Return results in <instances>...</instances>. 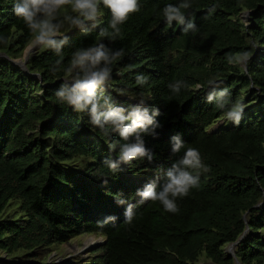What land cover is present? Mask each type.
Wrapping results in <instances>:
<instances>
[{
  "label": "trees",
  "instance_id": "16d2710c",
  "mask_svg": "<svg viewBox=\"0 0 264 264\" xmlns=\"http://www.w3.org/2000/svg\"><path fill=\"white\" fill-rule=\"evenodd\" d=\"M14 3L0 0V215L11 207L22 216L0 218V264H44L55 244L82 234L106 238L87 264H237L225 248L247 227L236 258L264 264V0H139L115 28L101 5L98 25L85 21L37 51L27 71L12 60L35 34ZM166 5L182 18L169 24ZM101 45L107 62L77 63L78 50L95 55ZM105 68L97 114L124 117L119 126L65 103L78 80ZM130 99L147 119L125 139ZM237 102L239 124L210 131ZM141 143L143 156L120 159L125 144ZM187 148L208 170H192L199 186L167 212L139 193L162 191Z\"/></svg>",
  "mask_w": 264,
  "mask_h": 264
},
{
  "label": "clouds",
  "instance_id": "9594fccd",
  "mask_svg": "<svg viewBox=\"0 0 264 264\" xmlns=\"http://www.w3.org/2000/svg\"><path fill=\"white\" fill-rule=\"evenodd\" d=\"M101 5L110 11L111 20L109 24L113 28H115L117 24L125 23L130 14L140 10L139 0H15L13 12L17 17L22 18L30 32L35 34L34 40L45 46L55 47L57 42L51 39V37L58 34L56 26L51 23V21L56 18L54 15L55 13L64 9L66 6H71L72 12L77 14L72 20V26H82L85 21H93L98 25L100 21L97 20V17H102L103 15ZM40 14H43V18H40ZM163 16L169 24L173 19L182 18L180 8L172 5H166L164 7ZM117 31L119 32L120 30L117 29ZM103 35L104 30H101L100 36ZM61 43H63V41H61ZM102 49L103 45L95 49V55H90V51L87 50H78L76 54L78 56L77 63L83 65L86 61H90L91 65L95 67L99 65L101 61L107 62L108 56ZM122 54L123 50L117 53L116 56L113 57V60L120 57ZM111 71L112 69L105 68L86 74L84 78L76 82L72 89V94L67 97L65 103L77 112H83L85 109H89L93 116V122L96 124L100 123L101 115H103L105 123L111 122L117 126L123 124L125 118L118 116L114 112H109L106 115L102 113L97 114L99 105L96 101V91L97 88L105 83ZM138 82L143 81L138 79ZM63 95V92L56 94L57 97ZM244 107L245 105L237 102L235 108L226 112V118L239 124ZM132 115L134 118L131 124L124 127L121 132V135L125 139H127L129 134L142 128L147 119L139 112H134ZM101 127H103V125H101ZM179 147L180 145L177 144L173 148V151H178ZM144 151L142 143L135 145L125 144L119 155L121 160L129 163L134 158L143 156ZM200 169L204 171L208 170L201 161L199 151L195 148H187L183 157L173 163L172 169L167 172L166 182L163 184L162 191L157 192L149 185L144 192L139 194L142 195L145 200L153 202L159 201L165 211L177 213L179 211L176 203L177 198L187 196L191 188L199 186V171L194 175L192 170ZM131 220L132 214L129 211L126 222L131 223ZM105 242L106 238L104 240V243Z\"/></svg>",
  "mask_w": 264,
  "mask_h": 264
},
{
  "label": "rangeland",
  "instance_id": "374dc122",
  "mask_svg": "<svg viewBox=\"0 0 264 264\" xmlns=\"http://www.w3.org/2000/svg\"><path fill=\"white\" fill-rule=\"evenodd\" d=\"M55 19L51 21L53 25L57 28V35L51 37V39L56 40V45L61 43L63 41V38L70 34L71 32H74V30L78 26H72V20L77 15L76 13L72 12L71 6H66L64 9H61L57 13L54 14ZM245 21L249 19V15L243 13L242 14ZM35 39V38H34ZM33 39V40H34ZM28 45V48L34 49L35 51L42 52L46 50V48L50 46H45L44 44H41L34 40ZM24 56V53H23ZM22 57L16 59H24ZM12 59V56L9 55ZM131 105V109L134 112H139L141 115H143V105L142 102L139 100L133 99ZM231 126H235V122L228 120L226 117L218 118L212 126L209 127V130H217V129H223L228 128ZM15 208L7 207L6 210L0 215L1 219L11 217V218H19L22 216V213L20 211H16L14 214ZM105 238L97 235H91V234H82L80 236H77L70 241L64 243V244H55L53 246L54 251L51 253V255L48 257L46 262L44 264H87L86 262L89 260L90 253L93 251V249L99 245H102L104 243ZM230 244L226 246V251L230 252ZM4 254L2 251H0V257H3ZM31 262V261H28ZM203 263V261H201Z\"/></svg>",
  "mask_w": 264,
  "mask_h": 264
},
{
  "label": "water",
  "instance_id": "95a60500",
  "mask_svg": "<svg viewBox=\"0 0 264 264\" xmlns=\"http://www.w3.org/2000/svg\"><path fill=\"white\" fill-rule=\"evenodd\" d=\"M245 14L249 15V14H250V11H246ZM33 41H34V40H33ZM36 52H37V51H35L34 49H31V48H28V46H27V48H26L25 51H24V56H23L24 59H19L18 61L12 60V63L15 64V65L20 66V67L23 68L25 71H27V61L29 60L30 56H31V55H34ZM0 57H7V55H6L5 53H3V52L0 51ZM248 59H249V58L244 59V67H245V70H246V71H248V70H247V61H248ZM131 102H136V101H133V100L131 99ZM260 204H261V203H259L258 205H260ZM245 216H246V215H245ZM248 229H249V228L247 227V229L244 231V233L241 235V237H240L237 241L232 242V243L229 245V247H230V252H229V254H230V255H233V256L235 257V259H236V263H237V264H241V263H240L239 260L236 258L235 247H236V246L242 241V239L245 237L246 233L248 232Z\"/></svg>",
  "mask_w": 264,
  "mask_h": 264
}]
</instances>
